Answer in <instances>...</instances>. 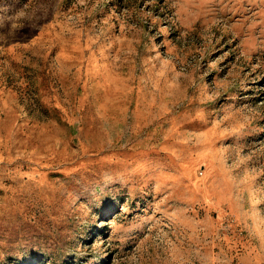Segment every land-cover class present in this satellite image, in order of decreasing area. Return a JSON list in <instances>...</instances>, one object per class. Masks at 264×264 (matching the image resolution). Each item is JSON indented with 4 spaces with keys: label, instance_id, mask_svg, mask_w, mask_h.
Here are the masks:
<instances>
[{
    "label": "rangeland",
    "instance_id": "obj_1",
    "mask_svg": "<svg viewBox=\"0 0 264 264\" xmlns=\"http://www.w3.org/2000/svg\"><path fill=\"white\" fill-rule=\"evenodd\" d=\"M0 264H264V0H0Z\"/></svg>",
    "mask_w": 264,
    "mask_h": 264
}]
</instances>
